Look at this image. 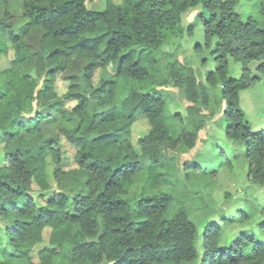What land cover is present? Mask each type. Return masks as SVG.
I'll list each match as a JSON object with an SVG mask.
<instances>
[{"label": "trees", "instance_id": "trees-1", "mask_svg": "<svg viewBox=\"0 0 264 264\" xmlns=\"http://www.w3.org/2000/svg\"><path fill=\"white\" fill-rule=\"evenodd\" d=\"M120 1L24 0V25L14 29L0 19V57L13 54L9 68L0 71L1 256L27 264H55L59 257L90 264L263 263L264 220L254 230H241L225 247L217 244L219 223L205 221L201 254L198 223L188 207L153 189L158 183L147 165L164 168L155 175L160 184L173 183L166 171L169 153L193 149L215 111L210 112L209 90L193 70L174 59L165 73L150 71L142 55L177 45L186 32L183 14L199 10L196 20L207 41H218L217 68L207 80L221 84L227 102L223 126L233 144L221 150L228 158L247 159L249 176L264 185V128L253 129L241 105V93L257 80L249 66L259 63L257 70L264 73V0H248L258 14L246 18L238 10L247 0ZM33 29L43 31L38 52L25 40ZM35 57L42 83L18 71ZM231 58L243 64L241 77L230 74ZM109 65L115 74L106 76ZM60 77L71 82L62 96L56 92ZM121 77L135 83L122 105L117 101ZM166 86L181 89L190 103L181 128L169 120ZM35 103L40 111L31 114ZM55 114L75 125L45 136L41 124ZM142 119L149 129L134 142L133 130ZM65 144L75 149L74 168L68 167ZM213 149L215 159L190 166L206 173L222 158ZM51 161L59 188L50 183ZM139 176L141 190L128 195L125 184ZM252 197L247 219L256 211L264 216V199ZM195 199L203 205L200 196ZM142 213L148 218L139 221ZM46 228L51 229L48 242L35 261Z\"/></svg>", "mask_w": 264, "mask_h": 264}, {"label": "rangeland", "instance_id": "rangeland-1", "mask_svg": "<svg viewBox=\"0 0 264 264\" xmlns=\"http://www.w3.org/2000/svg\"><path fill=\"white\" fill-rule=\"evenodd\" d=\"M115 4H120V0H112ZM24 0H0V19H5L10 22L14 29H18L26 23L23 8ZM199 10L189 9L183 14V26L186 32L183 38L177 43L166 44L159 53L155 55H142L143 64L154 71L165 73L167 71L168 62L176 59L181 65L194 71L198 81L207 87L210 96L213 100V106L210 112L215 111V117L208 122L206 128L199 133L196 146L189 150L184 147H179L177 150L169 153V178L173 183L160 184L155 177L156 173L162 172L164 168L161 165L148 164L147 169L150 175L154 177V181L158 186H154V190H164L174 196L175 205L183 203L188 207L191 216L198 223L199 235L197 245L199 252L203 253V226L205 221L214 220L220 225V234L217 244L219 246H227L231 241L238 239L241 230H254L260 226V222L264 220V216L254 212L251 218L247 219L245 211L250 209L251 203L249 199L254 200L255 196L264 199V185L255 183L251 176H249V162L244 157L235 158L233 155L224 153L222 147L229 146L233 149L232 142L228 139L225 128L223 126L224 110L227 107V102L221 98V84L211 85L207 76L210 72L215 71L217 62L215 60V50L218 46V41L212 39L208 42L204 33L203 25L196 20ZM238 12L248 16H256L258 12L254 10L251 3L244 1ZM192 26L191 30H188ZM43 31L40 29H33L25 37L26 42L31 46L33 52L40 50V42ZM13 54L9 57H0V71L9 68L10 61ZM259 63H253L249 67L251 69V76L256 77V83L250 88L243 90L241 93V105L246 111L248 118L253 124V129L264 128V73L258 71ZM230 74L232 76L241 77L244 73L243 64L234 59H229ZM23 74L34 78L39 83L42 80L38 74L37 58L25 63L18 68ZM97 74L96 80L99 77ZM106 76L114 75V68L109 65L105 70ZM71 82L66 78L60 77L56 92L59 96L64 95ZM134 81L127 77L119 79L117 87V101L122 105L127 97V93L131 87L134 86ZM166 101L167 111L170 117V122L179 126L180 128L187 122L188 111L187 108L190 103L187 101L183 91L178 88L166 86L163 87ZM73 105V104H72ZM7 109V106L5 107ZM40 106L35 103L31 109V114H36L40 111ZM208 112L209 110H205ZM75 122H66L59 115H52L49 121L41 124V131L45 136H55L59 133L62 127L72 128ZM149 129L148 124L144 119L139 120L133 130V140L137 141ZM68 151V167L74 168L75 149L68 144L64 145ZM213 146L218 148L217 152L221 151L222 158L217 161V164L212 166L206 173L198 168L190 166V163L204 162L207 158L213 155ZM215 153V151H214ZM213 155L212 158L215 159ZM51 160V159H50ZM50 162V161H49ZM199 165V164H198ZM55 166L51 161L48 167L49 179L53 188H59L57 181L54 178ZM72 178H68L67 181ZM75 181V180H74ZM77 183V182H76ZM143 186L141 176L135 177L125 184L127 194L133 196L138 194ZM70 191H74L73 185H66ZM37 191L38 188L35 186ZM154 192V191H153ZM196 196L202 198L201 203L205 207L196 205ZM147 214H140L139 221L147 219ZM229 219L225 222L222 219ZM51 229L46 228L44 231L43 242L36 246L34 251V260L37 261V251L46 246ZM7 262L13 264H27L25 261L17 259H9L1 256L0 264ZM55 264H90V261L84 260L81 263H73L65 258L55 259ZM192 264H200V260ZM261 264H264L261 263Z\"/></svg>", "mask_w": 264, "mask_h": 264}]
</instances>
